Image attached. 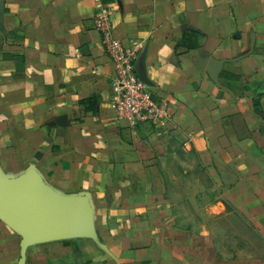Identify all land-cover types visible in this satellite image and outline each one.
Listing matches in <instances>:
<instances>
[{
	"label": "crops",
	"instance_id": "crops-1",
	"mask_svg": "<svg viewBox=\"0 0 264 264\" xmlns=\"http://www.w3.org/2000/svg\"><path fill=\"white\" fill-rule=\"evenodd\" d=\"M102 7L166 127L118 120ZM174 140L264 236V0H0V264H222L168 199ZM49 210L80 235L38 241Z\"/></svg>",
	"mask_w": 264,
	"mask_h": 264
},
{
	"label": "rangeland",
	"instance_id": "rangeland-1",
	"mask_svg": "<svg viewBox=\"0 0 264 264\" xmlns=\"http://www.w3.org/2000/svg\"><path fill=\"white\" fill-rule=\"evenodd\" d=\"M158 165L169 187L168 199L179 207L186 227L212 237L220 263L264 264V236L226 204L219 181L193 150L174 140Z\"/></svg>",
	"mask_w": 264,
	"mask_h": 264
},
{
	"label": "built area",
	"instance_id": "built-area-1",
	"mask_svg": "<svg viewBox=\"0 0 264 264\" xmlns=\"http://www.w3.org/2000/svg\"><path fill=\"white\" fill-rule=\"evenodd\" d=\"M106 53L111 59L114 76L111 82V106L120 121L132 127L143 124L164 128L172 121L170 104L165 98L153 100L151 88L137 74L139 50L124 47L113 38L111 10L102 7L95 17Z\"/></svg>",
	"mask_w": 264,
	"mask_h": 264
},
{
	"label": "water",
	"instance_id": "water-1",
	"mask_svg": "<svg viewBox=\"0 0 264 264\" xmlns=\"http://www.w3.org/2000/svg\"><path fill=\"white\" fill-rule=\"evenodd\" d=\"M136 71L140 79L148 86L153 87L154 84L149 80L146 70V51L138 58ZM153 100L157 97L152 94ZM46 211V210H45ZM45 221L40 222L37 234L38 241H51L58 239L73 238L80 235V223L72 216L60 214L53 211L45 213Z\"/></svg>",
	"mask_w": 264,
	"mask_h": 264
},
{
	"label": "trees",
	"instance_id": "trees-1",
	"mask_svg": "<svg viewBox=\"0 0 264 264\" xmlns=\"http://www.w3.org/2000/svg\"><path fill=\"white\" fill-rule=\"evenodd\" d=\"M197 36V34L194 32V31H191V30H189V31H187L186 33H185V36H184V40H187V39H192V42L190 43V47H196V42L194 41V39H195V37Z\"/></svg>",
	"mask_w": 264,
	"mask_h": 264
}]
</instances>
